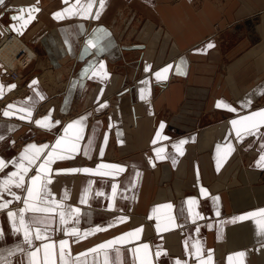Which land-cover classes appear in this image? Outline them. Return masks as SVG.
Returning <instances> with one entry per match:
<instances>
[{
	"label": "crops",
	"instance_id": "obj_1",
	"mask_svg": "<svg viewBox=\"0 0 264 264\" xmlns=\"http://www.w3.org/2000/svg\"><path fill=\"white\" fill-rule=\"evenodd\" d=\"M75 3L6 0L0 7V37L16 33L9 28V6L40 7L35 21L19 34L35 50L36 67L31 65L23 80L9 87L13 83L0 66V158L8 162L0 181L18 170L11 163L18 160L29 168L25 185L39 175L38 186L50 191L49 200L59 201L56 211L46 214L54 223L47 225L45 240H34L41 249L37 259L43 264L42 245L51 243L56 264L69 257L72 264H140L141 259L264 264V234L257 223L264 221L258 211L264 208L259 162L264 124L257 125L260 135L242 127L240 136L231 124L239 115L264 108V0H105L102 10L95 0L91 16L56 18L54 13ZM168 65L167 78L158 79L155 73ZM220 101L237 112L218 106ZM29 106L30 112L22 111ZM39 106L44 108L40 112ZM5 110L15 114L6 116ZM19 131L28 140L17 149L9 145L12 139L2 144ZM29 144L48 145L34 164L20 156ZM53 151L58 155L41 171ZM109 164L125 167H101ZM71 168L94 171H58ZM19 194L18 201L4 193L10 203L0 209V249L23 240L7 215L25 206L27 194ZM249 212L255 215L240 218ZM122 216L129 219L115 222ZM141 226L138 238L96 248ZM71 227L79 234L69 233ZM62 239L68 241L64 258ZM238 252L245 254L234 255ZM14 260L20 264L19 253Z\"/></svg>",
	"mask_w": 264,
	"mask_h": 264
},
{
	"label": "snow or ice",
	"instance_id": "obj_2",
	"mask_svg": "<svg viewBox=\"0 0 264 264\" xmlns=\"http://www.w3.org/2000/svg\"><path fill=\"white\" fill-rule=\"evenodd\" d=\"M65 3L68 4V0H65ZM95 3V0H88L87 4H80V0H76L75 4H69L68 7L62 9L60 12L54 13L57 19H62L64 14L67 15H80V16H91L92 12L91 9L93 8V5ZM6 6V0H0V7ZM105 6V0H99V9L102 10ZM10 7V6H9ZM36 11H39V8L36 5H30L27 8H17L14 10V15L12 16L13 21H16L19 23V27H16V24H13L12 27L16 29V31H22L24 27L27 26L28 23L32 19H34V13ZM27 12L28 14L25 16L23 13ZM2 15V13H0ZM100 15V11L98 10L95 13L96 18L98 19ZM89 43H92V41H89ZM209 47L212 45L209 44ZM102 50V46H101ZM101 67H103V64H101ZM171 65H168L159 71L155 73L156 77L158 79H166V73L169 71V68H171ZM150 68V66H149ZM147 82V81H146ZM35 83V82H34ZM3 86H0V89H2ZM9 87H15V85H10ZM262 92H264V89H261ZM143 98V97H142ZM244 106L248 107L250 104V101L245 98L243 101ZM218 106L231 108L233 112H237V108H233L231 104H228L224 101H220L218 103ZM24 112H30L31 106L26 107L22 109ZM15 113L5 110L4 115L11 116ZM47 119V117H45ZM84 118L81 117L80 120H83ZM80 120L75 121L74 123H80ZM242 122H244L242 124ZM35 123L40 124L42 123L41 120H36ZM59 123V121H57ZM231 124L233 126H236V133L237 136L241 135V128L245 127V131L248 133L251 132H257L258 135L260 133L257 131V125L258 124H264V108L259 109L258 111H252L248 113L247 115H239L237 119H233L231 121ZM246 125V126H245ZM68 127H72V124H69ZM161 128L164 127L163 123L160 125ZM81 128H83V125L81 124ZM157 136H159V133H157ZM3 136H0V139H3ZM79 138V137H78ZM184 143V141H180L179 144ZM61 144L60 140L56 141V145L59 146ZM179 144L177 145L178 150ZM92 141L89 140V147H91ZM48 147V145H41L37 147L34 144H29L26 146L24 151L20 154L21 157L25 159H29L30 163H35L36 160L39 157V152L43 149ZM218 150L220 146H217ZM34 150L29 156V150ZM75 146H73V151H75ZM231 145H228V151H231ZM159 152V150H157ZM85 154L87 155V150L85 151ZM227 154V153H226ZM58 155L55 151L48 154V158L44 161V163L40 164V170L46 171L47 165L51 162V160ZM102 155V153H101ZM259 162L262 166H264V150H262V154L259 158ZM8 162L4 159L0 158V170L4 169L6 164ZM11 163L15 164L17 167V171L12 172L10 176L7 174H4L5 178L4 180L0 181V209H5L7 205L10 203V201L3 199L4 193H8L11 195L15 200H21V195L19 192L23 191L26 192L27 198L23 201L24 207L18 208L15 212L9 210L7 212V215L12 219L13 228L17 231L23 232V240L16 244L13 248H3L0 249V264H15L14 256L15 253L20 254V264H24V257L27 256V264H41V262L37 259L38 253L40 252V247H37L34 245V240H45V235L48 231L47 225L54 223V218L52 216L46 215L48 213H53L56 211L55 205L59 204V201L57 200H49L48 197L52 195L50 191L46 187H40L38 186L37 182L41 180V177L39 175H33L31 177L32 185L26 186L24 183V174L29 171V168L27 165L18 162V160H13ZM219 166V165H218ZM101 167L111 168V169H117L120 171H123L124 165L123 164H109V165H101ZM58 171H68V172H76V171H83V172H92L94 169L92 168H83V169H58ZM105 175H112V173H104ZM13 186H16V189L14 190ZM117 191V185L115 183L112 184V194L115 196ZM82 203H87L86 200H82ZM113 205H109V207H112ZM169 208L172 207L171 204L167 205ZM31 211V215H29L27 218L25 216V213L28 211ZM81 210L79 208L75 209L76 213H79ZM261 215H264V208L258 210ZM38 213H43L45 215H38ZM217 214L219 215V210L217 211ZM60 223L66 224L67 221L65 219V213L63 211L60 212ZM255 213H245L242 218H246L248 216H253ZM129 217L122 216V217H116L115 222H120L122 220H127ZM233 219H236L234 217ZM257 223L260 225V231L262 234H264V221L258 220ZM99 227V226H97ZM160 225H157V228H159ZM142 230V226L138 227L136 229H133L130 232H126L121 234L120 236L114 237L113 240L105 241L103 244L96 245V248H104L108 245H111L117 241L119 242H126L128 238H138L140 232ZM79 229L76 227L68 228V232L72 234H79ZM91 231V230H88ZM4 239V233L3 230L0 229V240ZM60 245V256L64 258L66 256L65 249L68 246V241L66 239H62L59 241ZM44 250V257H43V264H56L55 260L52 258V244L51 243H44L42 245ZM143 249L145 250V253L147 252L149 245L147 243L142 245ZM95 249H89V251H94ZM134 251H136L134 249ZM244 252H238L234 255L236 256H243ZM83 255V254H81ZM156 255H161L160 251L156 252ZM196 255L199 257L200 255V249H196ZM229 260H231V256L229 257ZM63 264H72L71 258H67L63 260ZM105 264H107V260L105 261ZM140 264H152L151 260L148 259H141ZM175 264H182V262L177 259L175 261ZM202 264H208L207 261H203Z\"/></svg>",
	"mask_w": 264,
	"mask_h": 264
},
{
	"label": "bare ground",
	"instance_id": "obj_3",
	"mask_svg": "<svg viewBox=\"0 0 264 264\" xmlns=\"http://www.w3.org/2000/svg\"><path fill=\"white\" fill-rule=\"evenodd\" d=\"M3 37L4 38L0 41V59L7 64L10 69H16L18 65H30V62L34 60L36 56L35 50L27 45L21 36L16 34L7 35V33H5Z\"/></svg>",
	"mask_w": 264,
	"mask_h": 264
},
{
	"label": "rangeland",
	"instance_id": "obj_4",
	"mask_svg": "<svg viewBox=\"0 0 264 264\" xmlns=\"http://www.w3.org/2000/svg\"><path fill=\"white\" fill-rule=\"evenodd\" d=\"M222 31V29H221V27L220 26H218L217 25V32H218V34L220 33H222L221 32ZM13 34H16V35H18L19 36V34H17V33H13ZM4 37H2L1 39H0V41L3 39ZM36 53V52H35ZM35 59V58H34ZM38 61H35V62H33V60L30 62V65H28V66H20V65H18L17 67H16V70H14V71H16V74H17V77L18 78H21V79H18V80H16V82L18 83L20 80H23V75H22V73L23 72H25L27 69H29V67L31 66V65H33L34 64V66L36 67V63H37ZM0 66L1 67H3V69H5V65L3 64V62L1 61V59H0ZM4 76H5V78L6 79H8L11 83H13V85H15V80L12 78V76H14V73H13V71L11 72V71H7V73H6V69H5V74H4ZM42 109H44V108H41V106H39V108H38V112H40V111H42ZM2 117L0 116V119H1ZM27 134H26V132H23V131H19V132H13L11 135H10V137H8V138H6L3 142H2V144L3 143H6V142H8V140L10 139H12L11 141H9L10 143H9V145L11 144L12 145V147H15L16 149H17V147H19V145H21L22 143H24V142H26L27 140H28V137L26 136ZM55 240H57V239H55Z\"/></svg>",
	"mask_w": 264,
	"mask_h": 264
},
{
	"label": "water",
	"instance_id": "obj_5",
	"mask_svg": "<svg viewBox=\"0 0 264 264\" xmlns=\"http://www.w3.org/2000/svg\"><path fill=\"white\" fill-rule=\"evenodd\" d=\"M30 5H36L38 8H39V11H40V7L37 5V4H30ZM30 5H16V6H10L7 10H6V13H9L8 15H9V28L11 29V30H13V31H15L16 33H18V34H20V35H23L24 34V32L28 29V27L31 25V23L33 22V21H35V19L37 18V14H38V12L39 11H36L33 15H34V19H32L31 21H30V23H28L27 24V26L26 27H24L23 29H22V31H16V29L14 28V27H12V25L13 24H16V27H19V23L18 22H16V21H13V19H12V16L15 14L14 13V10L15 9H17V8H27L28 6H30ZM25 16L28 14L27 12H24L23 13Z\"/></svg>",
	"mask_w": 264,
	"mask_h": 264
},
{
	"label": "built area",
	"instance_id": "obj_6",
	"mask_svg": "<svg viewBox=\"0 0 264 264\" xmlns=\"http://www.w3.org/2000/svg\"><path fill=\"white\" fill-rule=\"evenodd\" d=\"M3 35H5V33L3 32ZM3 35L0 37V39L3 37ZM7 35H13V33H7ZM20 36V35H19ZM2 61V60H1ZM3 62V61H2ZM3 64L5 65V68H6V73H7V71H13V73H14V76H12V78L15 80V82H16V80H18L19 78L17 77V74H16V71H14V70H16V69H13V68H9V66L7 65V64H5L4 62H3ZM25 66H28V64L27 65H25Z\"/></svg>",
	"mask_w": 264,
	"mask_h": 264
}]
</instances>
